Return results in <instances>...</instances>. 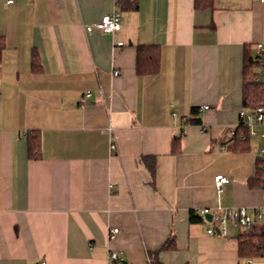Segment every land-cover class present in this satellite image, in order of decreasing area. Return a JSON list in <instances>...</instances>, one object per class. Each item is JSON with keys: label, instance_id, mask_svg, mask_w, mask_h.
I'll return each mask as SVG.
<instances>
[{"label": "crops", "instance_id": "1", "mask_svg": "<svg viewBox=\"0 0 264 264\" xmlns=\"http://www.w3.org/2000/svg\"><path fill=\"white\" fill-rule=\"evenodd\" d=\"M114 11L120 30L86 31ZM0 36V264L261 256L240 255L246 231L208 229L228 209L255 218L264 206L253 181L264 138L231 136L244 108L245 49L255 55L264 43V1L0 0ZM141 44L160 47L158 73H137ZM218 174L229 178L220 189ZM114 251L124 260H111Z\"/></svg>", "mask_w": 264, "mask_h": 264}, {"label": "trees", "instance_id": "2", "mask_svg": "<svg viewBox=\"0 0 264 264\" xmlns=\"http://www.w3.org/2000/svg\"><path fill=\"white\" fill-rule=\"evenodd\" d=\"M118 6L122 5V0L118 1ZM137 1L134 2V8H137ZM195 7L200 9H207L213 7V0H195ZM5 48V38L0 36V63L2 53ZM160 58L161 50L158 45L155 44H141L137 46V59H136V71L139 75H154L160 70ZM33 67L39 65L38 56L33 53L32 55ZM260 66L257 60L256 54L253 55L248 47L245 49L244 65H243V105L245 109L254 111L259 106L264 105V78L259 79ZM197 121V119H195ZM243 131V132H240ZM245 136V138L243 137ZM237 143H248L249 128L245 124H241L240 128L236 130V136L234 137ZM27 140L29 143V155L31 157H38L40 154V142L39 138L33 133L27 134ZM264 157L258 155L257 159V173L255 181L258 186H262L264 183ZM240 239L239 252L242 257L258 256L264 246V232L252 228L245 232ZM153 264H160L154 259Z\"/></svg>", "mask_w": 264, "mask_h": 264}, {"label": "built area", "instance_id": "3", "mask_svg": "<svg viewBox=\"0 0 264 264\" xmlns=\"http://www.w3.org/2000/svg\"><path fill=\"white\" fill-rule=\"evenodd\" d=\"M118 3L119 0H115ZM264 1V0H260ZM8 4L14 2V0H6ZM96 28L105 33L116 32L121 29V16L118 11H114L111 14L103 15L98 23L95 25L86 26V31L89 34H92L93 29ZM123 43H119L122 45ZM256 56L260 66V75L259 79L264 78V43H258L256 45ZM119 74V71H115V75ZM240 121L241 124H245L249 128V136L253 137L259 135L261 138H264V105L259 106L254 111L243 108L240 111ZM112 130V127H110ZM231 136H236V130L231 131ZM245 138V136H243ZM111 149H116V144H111ZM260 155L264 157V148L261 149ZM264 167V165H263ZM229 182V178L226 175L218 174L214 178L215 186L220 189L222 185ZM264 190V183L262 185ZM196 213L202 215H208L210 213L209 208L197 209ZM217 226L211 227L208 229V233L211 235L216 234L217 232L221 235L228 234V224H232L237 228H240L244 231L252 229L257 223L263 225L264 232V206L259 208L256 217L251 218L248 214V211L245 207H237L228 209L224 212L223 215L217 217ZM118 228H113L110 231V238H114L118 233ZM109 258L113 261L121 262L123 261L122 254L119 252H111ZM45 264V263H44ZM247 264H264V246L261 251V256L256 260L253 258L248 259Z\"/></svg>", "mask_w": 264, "mask_h": 264}, {"label": "water", "instance_id": "4", "mask_svg": "<svg viewBox=\"0 0 264 264\" xmlns=\"http://www.w3.org/2000/svg\"><path fill=\"white\" fill-rule=\"evenodd\" d=\"M207 218H208V220H211L212 217L210 215H208Z\"/></svg>", "mask_w": 264, "mask_h": 264}]
</instances>
